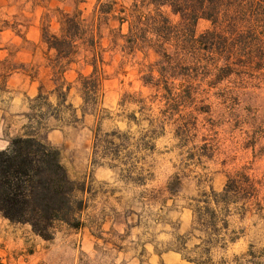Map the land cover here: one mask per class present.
<instances>
[{"label": "rangeland", "instance_id": "1", "mask_svg": "<svg viewBox=\"0 0 264 264\" xmlns=\"http://www.w3.org/2000/svg\"><path fill=\"white\" fill-rule=\"evenodd\" d=\"M113 1L115 10L102 12ZM135 2L0 0V149L27 133L57 147L86 201L81 225L58 222L52 239L0 216V264H264V65L238 67L220 80L179 76L175 93L194 88L170 103L157 32L141 24L145 40L133 43L129 23L121 25L116 8ZM148 2L143 21L163 12L179 22L171 7ZM57 8L81 10L97 47L82 49L63 76L42 38L46 15L59 32ZM211 26L200 19L196 35ZM95 55L103 79L90 99L80 73L93 72ZM61 85L66 101L56 91ZM98 133L125 143L119 159L97 150ZM239 170L257 181L262 208L234 209L228 233L236 239L213 241L196 199L221 192Z\"/></svg>", "mask_w": 264, "mask_h": 264}, {"label": "trees", "instance_id": "2", "mask_svg": "<svg viewBox=\"0 0 264 264\" xmlns=\"http://www.w3.org/2000/svg\"><path fill=\"white\" fill-rule=\"evenodd\" d=\"M140 1L131 6L120 5L116 10L121 25L129 23L128 35L133 43L145 40L141 24L148 23L157 32L156 44L162 47L163 55L162 84L170 103L186 97L194 88L189 83L182 92L175 93L177 86L173 79L179 76L191 81L201 74H212L220 80L238 67L264 65V0H149L148 3L158 7H171L172 12L180 16L175 24L163 12L148 14L143 21L147 0ZM115 3L111 2L109 9L102 8V12L113 11ZM55 14L59 32L51 30L50 16L46 15L42 38L49 49L56 51L52 65L56 73L63 76L78 62L82 49L89 47L95 51L97 47L95 34L81 10L67 12L57 8ZM200 19L211 21L212 26L197 36L196 25ZM167 43L176 47L174 53L165 50ZM96 55L93 72L80 73L83 93L90 99L97 98L103 79ZM181 86L184 83L179 88ZM56 91L62 100H67L68 90L63 91L62 85ZM39 98L46 99L42 94ZM48 113L58 115V111ZM107 135L98 133L96 148L100 151L104 147L105 156L111 154V158L119 159L125 143L106 139ZM84 190L83 185L71 178L60 149L35 134L14 136L6 148L0 149V216L14 223L31 225L44 239L53 238L58 222L74 227L81 225L78 214L85 208L86 201L78 193ZM254 206L262 208L257 181L241 170L229 177L221 192H205L195 204L200 214L199 223L212 231V240L216 242H223L229 235L228 217L234 209L244 215ZM229 238L236 239L230 235Z\"/></svg>", "mask_w": 264, "mask_h": 264}]
</instances>
